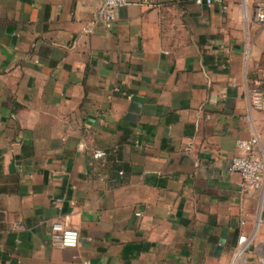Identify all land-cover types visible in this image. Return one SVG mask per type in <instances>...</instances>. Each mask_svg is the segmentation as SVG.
I'll return each mask as SVG.
<instances>
[{"label":"crops","instance_id":"1","mask_svg":"<svg viewBox=\"0 0 264 264\" xmlns=\"http://www.w3.org/2000/svg\"><path fill=\"white\" fill-rule=\"evenodd\" d=\"M99 3L0 0V264H231L241 233L264 264V188L228 171L264 148V0H128L109 28Z\"/></svg>","mask_w":264,"mask_h":264},{"label":"built area","instance_id":"2","mask_svg":"<svg viewBox=\"0 0 264 264\" xmlns=\"http://www.w3.org/2000/svg\"><path fill=\"white\" fill-rule=\"evenodd\" d=\"M151 0H143L150 2ZM213 1L223 3V0H204L207 5ZM128 0H100L98 7L94 12V22L99 23L107 28L113 25L119 8L125 6ZM195 3L202 4L203 0H195ZM223 8L227 7L223 5ZM253 20L259 24H264V3H258L253 9ZM252 104L259 109H264V78L254 81L251 91ZM261 141L257 135L248 138H240L235 142L236 154L233 156L229 172H237L240 175V186L242 189H259L264 188V148L262 153L257 154V148ZM92 157L94 159L104 158L107 152L103 149H93ZM264 204V201L262 202ZM140 214V213H137ZM240 224H245L244 214L241 215ZM15 228L25 230L22 224H14ZM53 238L61 247H75L78 242V231L73 228L64 226L60 222L51 224ZM253 235L239 234L236 249L233 254L232 263L238 259L247 250L251 243Z\"/></svg>","mask_w":264,"mask_h":264},{"label":"water","instance_id":"3","mask_svg":"<svg viewBox=\"0 0 264 264\" xmlns=\"http://www.w3.org/2000/svg\"><path fill=\"white\" fill-rule=\"evenodd\" d=\"M12 166H13V163L10 164V168H12Z\"/></svg>","mask_w":264,"mask_h":264}]
</instances>
